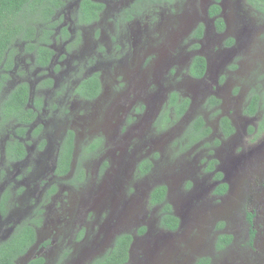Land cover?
I'll return each instance as SVG.
<instances>
[{
  "label": "flooded vegetation",
  "instance_id": "1",
  "mask_svg": "<svg viewBox=\"0 0 264 264\" xmlns=\"http://www.w3.org/2000/svg\"><path fill=\"white\" fill-rule=\"evenodd\" d=\"M81 1L69 2L68 12L74 15L72 23L76 19L86 23L98 20L100 35L106 32V41L115 44L116 49L113 64L111 59L101 63L114 69L121 67L128 85L124 90L112 81L115 94L107 97L101 75L91 73L93 68L85 72L75 63H63L66 56L58 60L60 55L51 44L48 47L52 48V57L43 64L41 49L36 46L33 51L36 69L33 70L31 64V72L29 66L18 68L14 47L11 54L8 52L5 60L11 61L10 65L0 64L1 96L6 101H15L18 93L26 96L23 112L28 118L27 122L7 121L0 132V251H19L23 246L25 250L17 255L15 264H92L104 256L106 247L114 248L119 237L130 235L128 261L123 264H200L201 259H209L204 264H215L216 256L201 257L199 245L196 253L188 252L192 244L204 240L202 235H212L208 246L215 250L218 258L223 257L221 264H264V165L260 162L254 165L260 160L258 157L251 163L241 146L242 141L237 140L249 119L259 115V110L253 108L254 89H264V83L253 85L249 77L246 78L249 66H264V44L260 43L253 48V58L261 61L247 64L250 55L245 50V41L253 34L242 26L239 10L240 2L248 0H91L102 4L98 18L91 20L82 15ZM92 2L89 3L92 5ZM131 25L138 26L130 30ZM71 28H65L66 32L56 27L54 43L65 41L66 45L71 38L74 44H81L78 51L86 54L87 34L72 35ZM98 34L99 31L95 36ZM89 44L95 43L89 40ZM125 44L129 46L126 48ZM24 48L31 50L29 44ZM102 68L105 74L107 66L102 65ZM36 70H43L41 76H36ZM77 73L80 76L77 83L67 82ZM42 76L45 78L40 81ZM95 78L101 83L100 91L89 97L87 89L82 95L83 81L86 80L87 88L89 81ZM108 79H112L110 74ZM46 89L54 90L56 99L81 102L82 112L89 108V103H95L99 114L94 124L97 131L102 132L101 136L90 142L88 138L83 143L80 141L83 136L67 126L57 148L54 146L55 153H49L51 145L44 140L45 126L40 123L47 110L46 100L40 95ZM73 95L74 100H71ZM235 101L236 105L230 109V102ZM9 107L4 108L6 117L12 118L18 111ZM50 108L67 114L65 106L58 101ZM61 108L64 109L60 111ZM66 108L70 109L68 105ZM198 110H205V114L196 115ZM199 120L208 129L207 134L206 130L203 134L204 130L196 127ZM179 122L183 133L180 132L181 137L173 146L182 149V157L204 147L202 158L206 157L196 162L194 178H179L186 191L175 188L179 195H184L181 199L186 203L193 195L194 202L185 205L186 218L175 211L170 200L174 194L173 184L154 182L156 175L162 180L172 173V168H157L156 162L164 160L166 153L158 152L145 159L135 153L148 145L154 149L155 143ZM262 122L261 117L260 129H264ZM147 132L151 136L145 137ZM34 136L41 140V147L37 149L40 157L31 164L30 150L37 145L30 141ZM182 136L184 140L180 141ZM214 136L217 139L209 143ZM69 146L70 160L66 157ZM221 147V153L226 152L223 158L217 156ZM20 149L25 152L22 156ZM107 152L109 159L105 157ZM92 160L95 161L94 180L89 184V169L84 165ZM39 161L44 173L37 177ZM131 172L138 177V186L129 184ZM235 184L241 188H236ZM161 186L166 188L165 200L155 201L156 190ZM65 189L74 207L69 213L63 210L60 214L67 215L65 220L70 221V227L61 225L54 232L57 237H49L45 228L50 222L45 217V209ZM200 191L205 198L202 204ZM234 192L239 199L233 198ZM15 197L18 201L14 204ZM166 204L179 220L176 229L162 226ZM121 206L123 208H119ZM237 207L241 210L239 221L233 216L234 212L230 215ZM26 211L33 214L24 221L16 220L18 214ZM153 212L155 215L160 212V219L151 225L146 217ZM229 219L232 231H228ZM207 226L210 227L207 229ZM129 227H133V231L123 233ZM26 229L27 232L32 230L30 242ZM243 232L244 239L237 241ZM223 235L230 239L220 242ZM187 237H191L190 241ZM18 238H22L23 243Z\"/></svg>",
  "mask_w": 264,
  "mask_h": 264
},
{
  "label": "rangeland",
  "instance_id": "2",
  "mask_svg": "<svg viewBox=\"0 0 264 264\" xmlns=\"http://www.w3.org/2000/svg\"><path fill=\"white\" fill-rule=\"evenodd\" d=\"M69 2L77 3L78 0L68 1L65 8L55 16L53 21L57 25V27L61 28V29H65L67 27H72L71 28L72 35H75L78 32H82V34H84V35L87 34L86 37H87L88 42L85 41V43H87V44H85L86 54L82 55L80 53V51H78L77 48H79V45H81V44H74V42L71 41V38L68 40L67 44L64 45L66 43L65 41H63L62 43H59V44L54 43V41H53L54 36H53L50 46L53 48V50L56 49L57 53L60 55V58L58 60L61 59V56H66V58L63 59V63H69L71 65H73L72 63H75L79 66V69L83 68L85 70V72L86 71L89 72V69L93 68L91 73H93V74L98 73L103 78V81L105 84L104 94L107 97H110V96L113 97L114 86L111 85L112 81L115 82L114 84L117 87H119V88L121 87L124 90H126V87L128 85L127 84L128 79H127V76H126L124 70L119 66H117L116 69H114L111 66H108V65L101 63V61H103L104 63H107V61L110 59L112 60L111 63L112 64L114 63L113 62L114 58L112 56L114 55V52L116 51V49L114 48L115 44H112V42L109 40L106 41V35H107L106 32L103 31V34L100 35V29L101 28L99 27V23H97L98 20H96L94 22L86 23V22H82V21L76 19L75 22L72 23L74 15L71 16L68 12ZM240 3H241V6H240L241 10H239V13L241 15L242 26L244 28H248L253 34V36L250 39L247 38V40L245 41V50L250 55V59L247 61V64L253 65L256 62L261 61V59L253 58V48L255 47V44H259V43L261 45L264 44V13L261 12L260 10L256 9L254 6L248 4V1L247 2L241 1ZM163 9H165V7ZM74 12H76V10ZM229 15H231L230 10H228L227 16L229 17ZM99 20H100V17H99ZM46 23H48V22L46 21ZM100 26H102V24H100ZM137 26L138 25H131L129 27V29L130 30L136 29ZM42 28L44 29L43 26H42ZM97 31H99V34L95 36V33ZM257 33H258V36H256ZM40 35H41V32L38 30V39L40 38ZM255 36L257 37V39L255 38ZM128 38L131 41V43L133 44L132 36H129ZM89 40L92 41L93 43H95V44H93L94 46L92 44H89ZM76 42H77V40H76ZM29 43H30L29 41L24 40L22 37H19L18 41L16 43H14V45L12 47H14L13 48L14 54L17 55V57H18V61L15 62L18 65V68H28V66H29L28 70H29V72H31L30 65L33 64V70L36 69V66L34 64L35 55H34L33 51L32 50L27 51V49L24 48L26 46V44H29ZM104 43H106V44H104ZM60 44H63L64 46L60 45ZM125 45H126V48L129 46V44H125ZM118 49L119 48H117V53H118ZM128 56H131V55H128ZM67 58H68V61H67ZM122 58L123 57H121V59ZM260 58H262V57H260ZM12 59L16 60V58H12ZM118 59H120V58H118ZM262 63L264 64V60L262 61ZM57 64H59V63L57 62ZM102 65L107 66V69L105 70V74L103 73ZM116 65H119V64H116ZM64 67L65 66H63V68ZM248 71L249 72L246 73V78L249 77L250 83H253V85H259V84L264 83V66L263 65H260V64L256 65L255 64V66L253 68H251L249 66ZM36 72H37L36 76H38V75L41 76L40 74L43 72V70H39V71L36 70ZM47 73H49L48 74L49 77L52 76V72L50 70L47 71ZM108 74H110L111 78H112V79H110V81L108 79ZM14 75L17 76V73H14ZM44 78L45 77L42 76L40 81H42ZM79 78H80V76L77 73L76 75H73L67 82H70V83L74 82V84H75V83H77ZM13 80H16V77H14ZM232 81H233V77H232ZM71 86H73V85H71ZM57 88H59V87H57ZM233 89H235V88H233ZM53 91L51 92L48 89H46V90H44L43 94L40 95V96L45 98L46 103H47L46 104L47 110L45 111V113L42 114V116L40 118V123H43L45 126L44 140L47 139L48 144L51 145V149L48 150L49 153L50 152L53 154L55 153L54 146L57 148V143L59 141L60 135L64 131V127H67V126H69V128H72L73 130L76 129V131H78V133H79L78 136H83L80 139V141H82L83 143L88 138H89V142H90L93 139L97 138L98 136H101L100 133H102V132L101 131L98 132L97 128H96L97 126L94 124V122L97 121L98 114H99L97 112V107H96L95 103H89V108H87L85 111L82 112L81 102H72L71 101V100H74L75 95L72 96V98L70 100L72 102L71 103V102H68V100L56 99L55 95L53 94ZM101 96H103V94ZM56 101H58L59 103H62V105L65 106V110H66L67 114H65L63 112L55 111L56 108L54 110L50 108L53 103H56ZM230 103H231L230 109H233L234 106L236 105L237 101H235V103H233V102H230ZM66 105H68L70 109L66 108ZM92 108H93V111H92ZM63 109L64 108H61L60 111H62ZM204 114H205V110H198L196 112V115H204ZM238 121H239V124H241V120L239 118H238ZM260 121H261L260 115H258V117L256 116L254 118L249 119V122H247V127H246L245 131L243 129H241L242 132L238 133L239 138H237V140L242 141L241 146L244 148L246 155L251 158V160H250L251 163H254V161L256 160L257 157H258V159H260L259 161H255L254 165H256L259 162H260V164L262 163L264 165V161H263L264 160V129H260ZM149 126H147L146 128H148ZM251 127H254V131H251ZM180 132L183 133L182 128H181V122H179L174 127V129L172 131H170L162 140L157 142V144L155 143L154 149H152L153 146L148 145L142 151H136L135 153L139 158L141 157L143 159L151 157L153 154L158 153V152L161 153L162 151H164L166 153L167 157L164 160L161 159V160L156 162L157 168L161 169V170L166 169V168H169V169L172 168L171 169L172 173L169 176L164 177L162 180H161V178H157V175H156L154 177V182L156 181L157 183L159 182V183H162L164 185H171V186L173 184V193L174 194L172 196V199H170V200L172 201V205H174L175 211L179 215H182L186 218L187 217L186 214L188 212V209L185 207V205L188 203L194 202L193 195L191 194V196L189 198V202L186 203L185 201H183L181 199V198H184V195H179L178 191L175 188H180V189L186 191L184 189V186H183L184 182H180L179 178L180 177H183V179H186V177L194 178V177H192V175L194 174V172L196 170V162L202 161L206 157L202 158L203 153H205L204 147L201 150H199L197 148L190 154H187V153L183 154V157H182L180 155L182 152V149L177 148V146H173V144L176 145L175 142L179 141L178 139H179V137H181ZM149 136H151V133L147 132L145 137H149ZM183 136L185 137L184 134H183ZM183 136H182V139H180V141L184 140ZM215 136L209 140V143L213 144V142L216 138ZM164 139L167 140V143L163 142ZM30 141H32V142L34 141L35 143H37V145L31 147L32 149L30 150L29 162L31 164H34V163H36L35 161L38 160L40 157L38 155L37 149H38V147H41V140L38 141V136H36V137L34 136L33 138H30ZM165 143H166V145H165ZM49 145H48V147H49ZM228 147H230V145H228ZM222 148L223 147H221L219 149V152L217 154V156L221 157V158H223L225 153H226V152L221 153ZM81 153H82V151H81ZM81 153L79 154L78 161L81 159V156H82ZM131 153H133V152H131ZM251 153L254 154L253 157H251L252 156ZM105 157H107L109 159L110 153L107 152ZM40 163H41V161H39L37 164V177L42 176L44 173V171L41 169ZM167 163H170V164L167 165ZM94 165H95V161H93V160L89 161V163L84 165V167H87L89 169V175H90L89 184H91V182H93V180H94V178H92V171L94 170ZM177 178H178V181H176ZM139 183H140V181L138 180V177L136 175H134V173L131 172L129 184L131 186H138ZM235 187L238 189L241 188L239 186V184H235ZM199 188H200V185L198 184V189ZM231 195L233 196L234 199H236V200L239 199L237 197L238 193L234 192ZM139 200H140V197L137 198V201H139ZM17 201L18 200L15 197L13 199L14 204ZM204 201H205L204 194L202 191H200V203L202 204ZM72 207H74V202L71 200L70 193H68L67 189L59 192L58 195L56 196L55 200L53 202L48 203V205L45 209V217L49 220L50 223L46 224L47 227L45 229H48V236L49 237H51V236L57 237V234H55L54 232L61 225H67V228L70 227V221L65 220L67 215H61L60 212L63 210H66L69 213L70 212L69 210ZM119 208H123V206H121ZM150 211L152 212L153 210H150ZM227 213L228 212L226 211V213H224V215L226 216ZM232 213H233V216L236 217L237 220L239 221L240 216H241V210L237 207L236 209H233L231 211L230 215H232ZM32 214L33 213L29 212V211H26L23 215H22V213H20V214H18L19 218L16 220L21 219L22 221H24L23 219H26L27 217L31 216ZM159 215H160V212H158L156 215L153 212L150 217H146L147 221L151 225H154V221L158 222V220L160 219ZM154 216H155V220H153ZM31 218H33V217H31ZM48 220H47V222H48ZM229 222H230V225H229L230 228L228 229V231H232L233 230L232 220L229 219ZM209 227L210 226H207V229ZM74 229H75V227H74ZM130 231H133V227H129L128 229L124 230L123 233H126V232L130 233ZM237 233H236V235H237ZM191 234H193V232ZM190 236L193 237L192 235H190ZM230 236L232 237V235H230ZM244 236H245L244 232L241 233L239 235V238L237 237V239H238L237 241L243 240ZM191 237H187V241H190ZM212 237H213L212 235H209V236H205V235L203 236L202 235V238L204 240H201L200 243L197 245L192 244L189 247L188 252L196 253V251L198 250V245H199L201 247V250H202L201 251V257L216 256L218 262H216L215 264H221L220 261H221V258H223V257L218 258V254H215V250L211 249V246H208L209 242H211V240H212ZM218 240H219V238H218ZM218 240L216 239V243H218ZM110 248L111 247L108 246L104 249V251H103L104 255L110 251ZM53 257L57 259V255H54Z\"/></svg>",
  "mask_w": 264,
  "mask_h": 264
},
{
  "label": "trees",
  "instance_id": "3",
  "mask_svg": "<svg viewBox=\"0 0 264 264\" xmlns=\"http://www.w3.org/2000/svg\"><path fill=\"white\" fill-rule=\"evenodd\" d=\"M70 0H0V64L6 63L10 65L7 58V54H11L12 46L18 41L19 37H22L24 40L29 41V47L32 51L39 47L41 49L42 64L48 63L52 57V50L48 47V44H51L52 37L55 35V29L57 25L54 23L55 16L61 12L67 2ZM158 1V0H157ZM255 8L264 13V0H248ZM91 0H82L80 11L86 19H97L99 11L102 8V4L97 2H92V5L89 3ZM46 21L48 23H46ZM44 27V29L42 28ZM38 30L41 32L40 38L38 39ZM66 31V29H64ZM67 32V31H66ZM36 41V42H35ZM40 44V45H39ZM37 46V47H36ZM9 52V53H8ZM204 66L203 61L201 60V68ZM86 81V80H85ZM83 81L81 84L80 92L83 95L84 91L89 89V97H94L100 91L101 83L98 78L95 80L89 81V85L86 87V82ZM263 87V86H262ZM264 88V87H263ZM254 99H253V108L259 110V115L262 117V126H264V89L258 90L254 89ZM19 96L16 97L15 101L2 98L0 91V132L2 133L3 126L7 121L15 119L19 122H27V114H24L23 103L26 101V96H23L18 93ZM10 105L9 110L18 111V113L12 118L6 117V108ZM15 106L11 108V106ZM29 122V121H28ZM200 125L198 126V124ZM227 126V124H226ZM200 130L203 129V134L206 130L202 120H199L197 126ZM20 146V144H19ZM21 147V146H20ZM18 151H16L17 153ZM71 146L68 147L66 153L67 159L71 158ZM20 156L25 154V152L20 149ZM226 188V186H222ZM165 187L161 186L156 191L157 198L155 201H164L165 200ZM165 217L162 222V226L169 227L171 229H176L178 227L179 220L172 213L171 207L166 204L164 209ZM32 230L26 229L27 237L30 242V237ZM224 239H230L229 236L223 235L220 238V242ZM19 242L23 243L22 238H18ZM131 241L130 235H123L117 239L116 245L103 257H100L92 264H123L128 261V248ZM19 242L17 244H19ZM29 242H26L28 244ZM17 248V246H16ZM15 249V248H14ZM25 248L20 247L19 251H6L5 249L0 251V264H15V258ZM204 262H209V259H201L200 264Z\"/></svg>",
  "mask_w": 264,
  "mask_h": 264
},
{
  "label": "clouds",
  "instance_id": "4",
  "mask_svg": "<svg viewBox=\"0 0 264 264\" xmlns=\"http://www.w3.org/2000/svg\"><path fill=\"white\" fill-rule=\"evenodd\" d=\"M233 43L235 42V41H232Z\"/></svg>",
  "mask_w": 264,
  "mask_h": 264
}]
</instances>
